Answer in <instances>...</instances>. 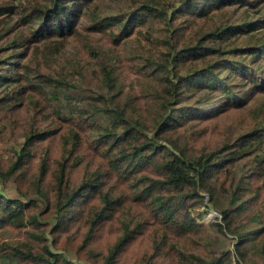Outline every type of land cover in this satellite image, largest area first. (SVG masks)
Segmentation results:
<instances>
[{"label":"trees","instance_id":"1","mask_svg":"<svg viewBox=\"0 0 264 264\" xmlns=\"http://www.w3.org/2000/svg\"><path fill=\"white\" fill-rule=\"evenodd\" d=\"M263 4L132 0L111 40L158 21L157 58L137 67L153 116L111 62L108 91L83 96L40 57L96 31L99 0H0V184L16 188L0 264H234L229 236L264 264V18L245 15ZM209 204L221 218L205 225Z\"/></svg>","mask_w":264,"mask_h":264},{"label":"rangeland","instance_id":"2","mask_svg":"<svg viewBox=\"0 0 264 264\" xmlns=\"http://www.w3.org/2000/svg\"><path fill=\"white\" fill-rule=\"evenodd\" d=\"M171 2L177 4L180 0H171ZM203 5L204 3L201 4V6ZM134 14L135 10L132 6V0H99V28L96 31L69 41L63 45L59 52L57 49L52 51L50 49L43 50L42 48H39L38 51L40 57H44L45 62L52 65L50 69L58 71L52 73L64 74L65 71L69 75L68 78L72 79L77 86L79 95L83 96L106 93L108 91L104 83L99 78L97 80L96 70L107 61L111 62L110 65L118 68V71L125 78V83L129 85L125 90H131L140 95L144 99L143 103H145L146 111L154 116L159 110L158 103L153 101L157 82L150 77L148 70L139 74L137 67L141 62L140 58L142 61L145 59L153 61L154 58H157L154 55V37L158 21L151 19L146 21L141 27L136 26L134 32L125 39V45H115L111 40L117 27ZM241 15H243V12ZM245 15L247 21L255 25L254 27H259L257 24L259 19L264 18V4L251 8ZM8 22L6 20V25L2 23L4 28L11 27L7 25ZM259 33H264V26L259 28ZM55 64H60L61 67ZM231 133L236 138L239 130L236 128L232 129ZM14 180L15 177L13 176L4 184H0V195L5 198H12L16 195ZM195 217L200 223L205 225L212 224L216 219L221 218L219 212L212 204H209L208 208L201 209L195 214ZM15 237L9 231L0 232V240L7 239L12 241ZM222 246L223 242L220 240L219 247ZM236 247L237 240L229 236L227 248L232 252L234 264H257L254 262L246 263L239 252H237ZM66 258L76 262L75 255H66ZM81 264L88 263L83 262Z\"/></svg>","mask_w":264,"mask_h":264}]
</instances>
